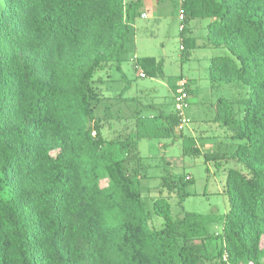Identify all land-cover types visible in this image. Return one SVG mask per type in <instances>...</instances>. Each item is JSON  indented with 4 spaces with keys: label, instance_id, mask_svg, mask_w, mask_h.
I'll use <instances>...</instances> for the list:
<instances>
[{
    "label": "trees",
    "instance_id": "16d2710c",
    "mask_svg": "<svg viewBox=\"0 0 264 264\" xmlns=\"http://www.w3.org/2000/svg\"><path fill=\"white\" fill-rule=\"evenodd\" d=\"M147 1L0 0V264H264V0L179 2L182 59L202 32L210 48L228 51L210 59V82L248 87L241 118L226 98L214 105L236 147L204 152L217 167L234 159L243 170L227 169L223 219L174 216L159 197L157 227L138 188V141L173 135L180 117L173 108L149 130L137 111L100 106ZM131 66L163 76V61L152 56ZM126 80L118 96L135 102L123 97ZM112 121L117 134L104 136ZM183 153L201 151L188 145ZM191 182L168 173L161 185L181 202ZM218 223L220 232L209 231Z\"/></svg>",
    "mask_w": 264,
    "mask_h": 264
},
{
    "label": "rangeland",
    "instance_id": "374dc122",
    "mask_svg": "<svg viewBox=\"0 0 264 264\" xmlns=\"http://www.w3.org/2000/svg\"><path fill=\"white\" fill-rule=\"evenodd\" d=\"M179 2L180 0H149L144 5L147 11L146 18L136 19L134 35L131 36L122 55L121 69H113L110 72L113 80L105 84L106 98L100 103V106L110 103L113 109L121 107L125 112H128V109L133 113L137 111L139 116L147 118L149 123L145 127L151 130L157 121L152 117L157 115L159 110L167 114L173 109L171 97L181 77L187 80L192 90L188 98V107L183 111V118L187 122L183 124L181 130L174 128L173 135L143 136L138 141V151L145 167L138 188L144 206L150 211L148 224L154 227L162 222L154 213L152 204L153 199L159 197L169 201L174 216L193 211L202 214L213 213L223 219L230 210L228 198L224 193L227 169L243 170L242 165L234 159L224 160L217 167L213 160H205L204 152L213 150L229 152L236 147L238 139L230 137L231 130L214 119V105L219 97L226 98L231 101L236 116L241 118L245 105L238 100H247L250 97L248 87L240 83L210 82L208 76L210 59L216 55H226L228 51L210 48L202 32L193 35L197 46L191 51L188 59H182ZM154 5L157 6L156 12ZM204 23L205 20L198 26ZM201 29L200 27L197 31ZM134 56L161 59L163 76H138L131 66ZM123 76L125 79H122ZM126 79L131 85L123 97H136L135 102L125 101L118 96L127 82ZM112 122L113 129L110 132L107 127L103 128L104 136L117 134L116 128L120 125H117L116 121ZM133 123L134 120L129 121V124ZM145 127L141 126L142 129ZM188 145L198 146L201 153L198 155L183 153V147ZM168 173L177 177L188 175L192 178L181 202L176 194L162 188V177ZM105 184L106 180H102L101 185ZM108 220L112 222L109 218ZM209 231L220 232L221 223L210 225ZM261 245L264 247V238Z\"/></svg>",
    "mask_w": 264,
    "mask_h": 264
},
{
    "label": "built area",
    "instance_id": "2783aa9c",
    "mask_svg": "<svg viewBox=\"0 0 264 264\" xmlns=\"http://www.w3.org/2000/svg\"><path fill=\"white\" fill-rule=\"evenodd\" d=\"M182 1V0H180ZM141 16H145V14H141ZM178 18L179 20H182L184 18V9L182 7L179 8L178 10ZM179 28H182V25L180 24ZM141 76H144L143 72H140ZM187 85L188 82L186 79L181 78L178 82V86L176 88V91L173 95V105H174V110L176 114L180 117V122L176 126L175 129L178 131L182 129L183 124H185L187 121L183 118V111L188 107V98L190 96L188 90H187ZM224 255L223 257H225Z\"/></svg>",
    "mask_w": 264,
    "mask_h": 264
},
{
    "label": "crops",
    "instance_id": "0c3cea01",
    "mask_svg": "<svg viewBox=\"0 0 264 264\" xmlns=\"http://www.w3.org/2000/svg\"><path fill=\"white\" fill-rule=\"evenodd\" d=\"M147 2H148V1H147ZM147 2H146V3H147ZM146 3H145V4H146ZM154 8L156 9V10H155V12H156V11H157V6L154 5ZM145 12H146V14H147V11H146L145 8H144V9L142 10L141 14H143V13L145 14ZM141 14H140V17H142V18H146V14H145V16H141ZM135 57H137V56H134V58H135ZM139 72H140V71L138 70V71H136L135 73H137L138 76H140V77H144V76H141V75L139 74ZM181 78H182V77H181ZM181 78H180V79H181ZM178 82H179V81H178ZM178 82L176 83V87H175V88H177V86H178ZM175 91H176V90L173 91V93H172V97H171V98H172V105H173V95H174ZM125 93H126V92H125ZM191 94H192V90H191L190 95H191ZM135 98H136V97H135ZM173 108H174V105H173ZM172 110H173V109H172ZM172 110H171V111H172ZM165 114H166V113H165L163 110H159V113H158L157 115H154L152 118H156V119H157L156 122H157V124L159 125L160 122H163V116H164ZM138 115H139V114H138ZM157 116H159V117H157ZM146 119H147V118H144V120H146ZM147 122H148V120H147ZM156 122H154V123H156Z\"/></svg>",
    "mask_w": 264,
    "mask_h": 264
}]
</instances>
